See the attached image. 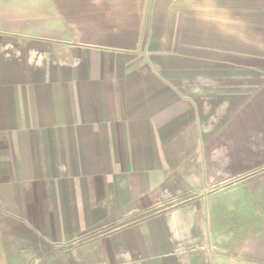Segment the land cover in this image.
Masks as SVG:
<instances>
[{"label":"crops","instance_id":"obj_1","mask_svg":"<svg viewBox=\"0 0 264 264\" xmlns=\"http://www.w3.org/2000/svg\"><path fill=\"white\" fill-rule=\"evenodd\" d=\"M0 264H264V0H0Z\"/></svg>","mask_w":264,"mask_h":264},{"label":"rangeland","instance_id":"obj_2","mask_svg":"<svg viewBox=\"0 0 264 264\" xmlns=\"http://www.w3.org/2000/svg\"><path fill=\"white\" fill-rule=\"evenodd\" d=\"M260 183V182H259ZM259 183L254 180V181H250V188H257V187H260L259 186Z\"/></svg>","mask_w":264,"mask_h":264}]
</instances>
